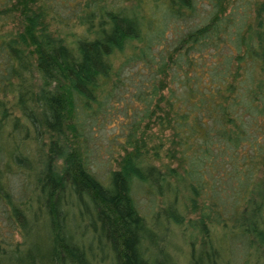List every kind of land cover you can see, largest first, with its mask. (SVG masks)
Returning a JSON list of instances; mask_svg holds the SVG:
<instances>
[{"label": "trees", "instance_id": "obj_1", "mask_svg": "<svg viewBox=\"0 0 264 264\" xmlns=\"http://www.w3.org/2000/svg\"><path fill=\"white\" fill-rule=\"evenodd\" d=\"M0 219V264H176L170 227L264 264V0H0Z\"/></svg>", "mask_w": 264, "mask_h": 264}, {"label": "rangeland", "instance_id": "obj_2", "mask_svg": "<svg viewBox=\"0 0 264 264\" xmlns=\"http://www.w3.org/2000/svg\"><path fill=\"white\" fill-rule=\"evenodd\" d=\"M116 105H118V103H116ZM122 120L123 118H121L118 113H114V111H112L110 118H108L105 123V126L101 130L94 129L92 132L91 140L88 143V148L90 149L89 158L92 162L91 170L95 171L98 177L105 176V172L109 168L115 169L114 160L119 154H121V151L115 144L114 135L118 133L119 122ZM159 129L160 128H157L156 126H151L149 133L152 134V140L150 142L155 143L160 141L163 143L164 148L167 130ZM163 148L161 151H163ZM160 155V161L152 160L153 164H166L169 166L175 165L174 162L163 157L162 152ZM11 178V181H15L17 179L14 176ZM186 215L185 218H187ZM188 216L190 218H194L195 214H189ZM32 229L35 238L37 232L36 230L40 228H38L37 225H33ZM169 230L170 233L165 238L167 245L166 251L170 253L176 264H187V257L189 256L191 249H193V254L196 255L195 253L198 249V237H196V239L193 238L191 240L192 242L190 241L189 227L184 230V236H181L176 229L172 230L170 227ZM7 233V230L3 229L0 219V235L3 234V236H6ZM186 233L189 234L186 235ZM217 234H219V232ZM11 239L14 242H20L21 240V235L16 227L15 229L11 230ZM215 244H217L219 247V258L217 264H252L251 262L254 260L251 254H249V256L246 254L247 248L243 242L238 241L237 237H223L221 240L217 239Z\"/></svg>", "mask_w": 264, "mask_h": 264}]
</instances>
